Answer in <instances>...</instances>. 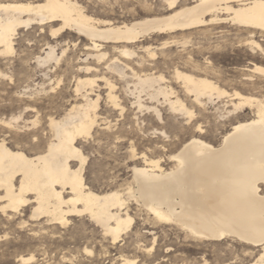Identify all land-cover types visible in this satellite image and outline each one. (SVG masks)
Returning <instances> with one entry per match:
<instances>
[{"label": "bare ground", "instance_id": "1", "mask_svg": "<svg viewBox=\"0 0 264 264\" xmlns=\"http://www.w3.org/2000/svg\"><path fill=\"white\" fill-rule=\"evenodd\" d=\"M166 2V13L145 14L117 22L108 16H95L79 0H0V56L16 52L23 27H38L41 32L49 27L54 38L69 31L78 39L87 40L84 49H80L82 62L72 72L75 92L83 101L74 104L64 116L49 118L51 132L44 142L45 147L35 132L27 142L35 151H26L18 136L23 128L22 115H0V224L15 222L24 227L38 221L51 227H64L71 216L86 214L117 243L131 230L135 217L131 215L130 205L135 201L140 210L144 209L156 222L177 226L193 240L237 241L246 255L251 256L259 248L248 264H264V92L256 93L258 88L264 89L262 65L254 63L251 68L253 73L259 74V82L250 83L254 90L249 89L248 93L237 89L229 92L207 76L176 68V79L182 81L187 95L200 108L207 109L208 102L214 103L216 98L226 96L232 106L228 113H240L249 108L254 115L234 123L218 145L201 135L192 136L167 157L174 162L169 168L162 166L161 159H151L142 153L144 164L134 165L133 183L130 181L124 189L118 186L119 189L99 192L86 181L88 156L78 140L92 135L97 123L100 94L92 95L98 81L107 88V100L123 110L113 74L126 77L129 70L135 77L133 88L129 90L136 96L135 103L140 108L154 109L163 120L161 109L143 102L145 93L157 102L163 97L173 111L189 117L195 115L196 111L167 84L163 74L147 72L146 59L135 45L154 34L185 32L230 20L253 36L256 33L264 36V0H193L183 5H179V0ZM250 44L260 48L251 49L253 52L264 54L255 38ZM46 45V55L37 57L42 65L52 60L59 63L67 55L70 41L64 40L61 56L57 54L56 45L49 42ZM140 50L149 57L156 55L151 45H142ZM39 122L35 117L31 124L36 126ZM198 131L204 132L201 125ZM74 161L78 165L75 166ZM19 244L12 245L15 247L12 253L0 249V264L39 263L34 252L28 255L19 252ZM85 253L92 254L93 250L86 246ZM120 258L118 264H136L135 258L126 255ZM226 259L218 264H234L226 263ZM197 263L209 264L207 257Z\"/></svg>", "mask_w": 264, "mask_h": 264}, {"label": "rangeland", "instance_id": "2", "mask_svg": "<svg viewBox=\"0 0 264 264\" xmlns=\"http://www.w3.org/2000/svg\"><path fill=\"white\" fill-rule=\"evenodd\" d=\"M79 1L95 16H108L117 22L129 21L145 14L166 13L168 9L166 0ZM192 1L179 0V5ZM232 23L230 20L185 32L154 34L138 43V47L134 46L140 55H144L147 72L163 74L167 84H171L188 107L196 111L193 117L173 111L163 97L157 102L145 93L142 94L143 102L161 109L163 120L154 109L140 108L135 103L136 96L129 90L135 83V77L129 70L126 77L113 74L115 90L124 106L123 110L107 100V88L98 81L92 95L96 97L100 94L97 123L92 135L78 140V145L88 156L85 176L91 188L99 192L119 187L124 189L130 181L133 183L134 165L144 164L143 154L151 159H161L162 166L169 168L174 162L167 157L192 136L201 135L218 145L223 134L234 123L254 115L249 108L240 113H228L232 106L226 96L216 98L214 103L208 102L207 109L200 108L187 95L182 81L176 79L174 74V70L179 68L207 76L229 92L234 89L245 93L249 89L254 90L250 83L257 82L259 74L253 73L251 68L254 63L264 66V54L253 52L251 49L260 48L250 43L255 38L264 49V36L259 33L253 36L246 28ZM39 30L38 27H23L18 35L19 42H16V52L0 56V115H22L20 124L23 128L19 130L18 136L22 138V147L29 152L35 151L27 143L35 132L42 138V147H45L44 142L51 132L48 122L50 117L64 116L74 104L83 101L75 92L72 72L82 62L79 60L80 49H84L87 40L78 39L76 34L69 31L63 32L60 38H54L49 27H46L45 32ZM63 39L70 41V47L59 63L56 60L43 65L37 62L38 56L46 55L48 42L56 45L57 54L61 56ZM146 44L155 49L154 57L140 50ZM134 66L139 69L138 65ZM260 91L263 93L264 89L258 88L257 95L262 94ZM35 117L40 122L33 126L31 122ZM198 125L203 127V133L198 131ZM73 163L78 165L77 161ZM140 208L135 201L131 202L130 212L135 217L134 223L117 243H113L102 227L84 214L71 216L64 227H51L38 221L29 222L24 227H19L15 222H4L0 224V236L11 243L6 245V241L2 240L0 249L12 253L15 250L12 245L19 242L18 251L25 252V255L34 252L39 259L37 264H118L121 263V255L135 258L136 264H198L206 257L209 264H218L226 258V263L240 264L242 260V264H248L259 251L257 248L251 256L246 255L242 244L237 241L204 243L193 240L186 237L177 226L156 222L153 216ZM86 246L93 250L92 254L85 253Z\"/></svg>", "mask_w": 264, "mask_h": 264}]
</instances>
